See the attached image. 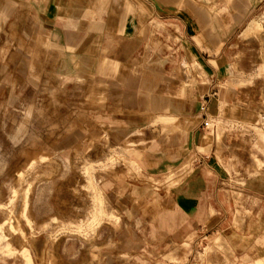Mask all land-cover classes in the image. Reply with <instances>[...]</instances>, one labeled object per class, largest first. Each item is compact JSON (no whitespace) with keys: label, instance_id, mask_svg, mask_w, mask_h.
Returning <instances> with one entry per match:
<instances>
[{"label":"crops","instance_id":"crops-1","mask_svg":"<svg viewBox=\"0 0 264 264\" xmlns=\"http://www.w3.org/2000/svg\"><path fill=\"white\" fill-rule=\"evenodd\" d=\"M262 2L235 0L230 7L226 0H0V59L6 43H21L23 38L32 59L38 56L36 45L44 44L46 51L38 62L50 65L53 75L74 82L75 108L81 105L83 81L105 86L101 123L112 141H134L145 176L161 178L171 170L185 173L168 191L162 185L156 190L144 179L123 181L129 192L155 204L153 212L134 208L123 214L124 221L154 240L156 247L148 251L152 256L174 260L172 246L184 248L216 236L220 237L214 243L235 257H250L256 246L257 220L244 229L234 223L241 179L235 175L234 161L231 155L216 152L217 129L212 137L202 124L209 119L237 124L222 111L235 107L225 98L227 87L243 83L229 82L228 46L238 37L239 41L254 37L264 63V48L253 35L263 27L264 15L251 18ZM236 45L230 56H239L233 51ZM32 59L26 58L24 64L37 88L25 99L22 120L11 134L14 140L28 133L32 118L50 130L59 128L53 117L60 103ZM231 69H238V64ZM7 75L4 67L0 76ZM162 126L168 130L162 131ZM258 182L244 178L249 202L257 195ZM96 189L104 201V191ZM105 209L112 213L116 229V209L106 205ZM90 255L97 257L94 252ZM119 259L123 264L145 262L142 255L121 254Z\"/></svg>","mask_w":264,"mask_h":264},{"label":"rangeland","instance_id":"rangeland-1","mask_svg":"<svg viewBox=\"0 0 264 264\" xmlns=\"http://www.w3.org/2000/svg\"><path fill=\"white\" fill-rule=\"evenodd\" d=\"M226 1L232 7L235 0ZM263 15L264 0L251 18ZM262 25L259 33L253 34L258 36L261 49L264 19ZM234 44L237 57L229 55ZM27 48L23 38L21 43H6L5 56L0 59V71L4 67L8 70L7 76H0V264H123L121 254L142 255L144 264H219L218 259L222 264H253L264 257V63L254 37L245 41L238 37L228 46L229 82L243 83L227 87L225 98L235 107H223L222 111L237 124L222 125L218 119H209L213 127L204 129L213 137L219 127L216 152L231 155L235 175L241 178L236 191L240 195L234 202L235 225L244 229L249 221L257 220L256 246L250 257L242 258L214 243L220 236L199 239L184 248L172 246L177 254L174 260L150 255L148 251L156 247L154 240L143 231L139 233L138 226L134 228L124 221L123 214L134 208L153 212L155 204L129 192L123 181L144 179L155 184L156 190L162 185L168 191L185 173L171 170L161 178L145 176L134 141H112L101 123L105 86L83 81L81 105L75 108L74 82L53 75L50 65L38 62L37 57L43 58L42 52L46 51L44 44L36 45L38 56L33 59ZM26 58L32 59L35 71L53 87L60 103L53 119L59 128L50 130L45 122L37 123L32 118L28 133L14 140L11 134L22 120L25 99L37 88L27 76ZM233 63L238 69H231ZM12 93L16 97L11 98ZM161 130L168 127L162 126ZM246 177L261 181L251 202L242 186ZM96 187L104 191L106 207L117 211L116 229L111 223L112 213L108 215ZM109 240L114 244L108 245ZM91 252L97 257L93 258ZM257 264H264V260Z\"/></svg>","mask_w":264,"mask_h":264},{"label":"built area","instance_id":"built-area-1","mask_svg":"<svg viewBox=\"0 0 264 264\" xmlns=\"http://www.w3.org/2000/svg\"><path fill=\"white\" fill-rule=\"evenodd\" d=\"M200 110H201V111H204V110H205V105H203V106L200 108ZM202 127H203L204 129H209V128H212L213 125L211 124V121L207 120V121L203 122Z\"/></svg>","mask_w":264,"mask_h":264},{"label":"bare ground","instance_id":"bare-ground-1","mask_svg":"<svg viewBox=\"0 0 264 264\" xmlns=\"http://www.w3.org/2000/svg\"><path fill=\"white\" fill-rule=\"evenodd\" d=\"M260 27H258V29H259ZM219 127H217V129H218Z\"/></svg>","mask_w":264,"mask_h":264}]
</instances>
